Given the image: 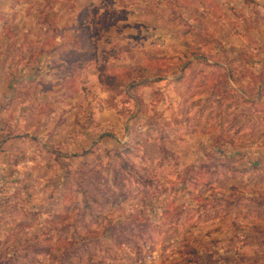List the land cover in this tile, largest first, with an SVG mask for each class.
<instances>
[{
  "label": "rangeland",
  "instance_id": "1",
  "mask_svg": "<svg viewBox=\"0 0 264 264\" xmlns=\"http://www.w3.org/2000/svg\"><path fill=\"white\" fill-rule=\"evenodd\" d=\"M34 3L47 41L0 26V264H264V0H50L63 29Z\"/></svg>",
  "mask_w": 264,
  "mask_h": 264
},
{
  "label": "crops",
  "instance_id": "2",
  "mask_svg": "<svg viewBox=\"0 0 264 264\" xmlns=\"http://www.w3.org/2000/svg\"><path fill=\"white\" fill-rule=\"evenodd\" d=\"M40 2H44V3H40V5L42 7H38L40 9L39 13L41 11H44V13L46 14L47 12L52 16L53 13L55 12V15L56 13H60V18H59V21L55 20V23H56V27L58 28H61L63 29L65 26V22L62 20L63 19V15L65 12H62L58 7L55 8L54 10H52L50 8V5H48V3L50 2V0H38ZM35 0H0V15H3V16H10L9 18H1L0 20V26H4V28H6V30H8L9 28H11L12 30H14V28H23V32L27 35H24L26 38H25V41L27 40L28 42L32 41V40H36L37 41H47L49 39V30H50V25H52V23L50 22L49 25L46 24L45 22L44 23H40V27L43 28V30L46 32L44 36H41V37H37L36 35V31L35 29L38 28L37 26V20L39 21L38 19V16L36 15V11H34L32 9V7L35 5ZM38 13V12H37ZM31 14V15H30ZM50 16V19H52ZM40 22V21H39ZM43 22V21H42ZM64 22V23H63ZM25 28V29H24ZM33 29V30H32ZM48 32V33H47ZM254 38H256V40H258L259 42H262V45L264 44V35L261 36V35H255L253 36ZM62 36L60 35L59 38H57L58 40H61ZM34 41V43H36ZM259 51V50H258ZM260 54L262 58H260V61L258 63H255L254 64V71H256V76H259V75H264V46H262V50L260 51ZM28 51L25 50V54H19L16 55L17 58H28ZM61 54L57 53V52H45V54L39 56V57H44L45 58V62L42 63V68H47V66L49 65V62L52 63V60H54L56 57H60ZM0 57H7L5 56V54H2ZM65 57V56H64ZM13 58H15V56H13ZM46 62H48L46 64ZM27 65V64H26ZM84 67V71H89L90 69H92V71H98V69L96 70V67L94 65V67L88 65V64H84L83 65ZM126 66H124L125 68ZM34 68L35 67H27L23 64L21 65H18V67L16 68V70H19L20 73L23 72V73H26V71H30V72H33L34 71ZM65 68V66H64ZM251 81V80H250ZM263 88V86L260 87L259 91H261ZM4 91V90H2ZM45 100H46V97H45ZM54 115L56 113H53ZM71 113L67 112V114H64V118L65 119H68V121L66 122H70L71 119L69 117H71ZM92 116L94 118V123L97 125L99 123H103L105 121V117H103V114L100 113L99 111L94 110V112L92 113ZM19 121V120H18ZM21 121V120H20ZM128 122V120L126 121V123ZM0 124H5L4 121L0 122ZM3 125H0V128H1V131H0V145H2V142L3 140H1L3 138L4 135H6V132L4 131ZM92 132L95 131V128L94 126L92 127ZM32 132L31 128H28L27 131L25 132V136L27 135V140H30L29 138L31 137L32 134H30ZM15 136V135H14ZM14 138V137H13ZM24 139V138H23ZM26 140V142H27ZM22 141H19V143H17L15 140L11 139L9 142H6L7 144L5 145H9V147L12 145H21L23 144ZM5 145L2 146V148H0V162H3V156L5 153H2L1 151L2 150H5L7 148H5ZM1 147V146H0ZM10 149V148H9ZM9 153V151H7L6 155ZM6 155L4 156V158L6 157ZM11 157V156H9ZM5 162H11L10 158L6 157L5 158Z\"/></svg>",
  "mask_w": 264,
  "mask_h": 264
},
{
  "label": "trees",
  "instance_id": "3",
  "mask_svg": "<svg viewBox=\"0 0 264 264\" xmlns=\"http://www.w3.org/2000/svg\"><path fill=\"white\" fill-rule=\"evenodd\" d=\"M27 51H28V54L29 55H28V58H25V59L27 60L28 65H30V64L34 63V60H32V59L38 58L37 57V55H38L37 54V48H35V49H31L30 48ZM222 69H224V68H222ZM122 71H123V74H127L128 76H132L134 73H136V74H134L135 78L137 77L138 80L140 79V81H142V83H141L142 85L141 86H138V85L133 86V88H132L133 90H136L137 88H141V87L148 86L151 83V81H149V79H150V77L153 76V74H149V73H152V72H149L146 68H143V67L142 68H140V67H137V68L136 67H129V68L125 67ZM117 75L118 74H113V73L111 74V73L102 72L100 74V80H101L103 86L107 90L112 91V92H119L120 94H125V90L123 88L124 87L123 83H125L124 82V78H123V80H120L117 77ZM156 75H158V74L156 73ZM198 76L200 77L201 75L198 74ZM199 77L193 78V80L191 81V83H194L195 84V82L197 81V79ZM254 79L256 81L255 82V88H254V90H255V92L257 94L255 93L253 97H255V95L257 97L260 96L259 97V102H262V98L264 96V75L255 76ZM209 80H210L209 78L207 79L205 77L203 84L200 85L201 88L202 87H203V89L209 88L210 87L209 86ZM182 81L183 80L181 78H179V79L176 80V82L180 85V87L182 85L181 84ZM261 86H263V88H262L261 91H259V89H260ZM192 87H193V84H190L188 89L191 91L190 88H192ZM211 88L213 89V87H211ZM240 89H241V92H242V90L246 91L245 88H243V87H241ZM180 91H182V88L180 89ZM258 93H259V95H258ZM193 105L194 104H190V106L188 108V110L190 112H192V110L194 108ZM0 131H1V128H0ZM124 169L125 170H129V169L132 170L133 167L128 162H124ZM86 207L88 208V211H90V205L88 203L86 204ZM191 249L192 250H191L190 253L191 254H196V251L194 250V248H191ZM189 261H192V260L189 258Z\"/></svg>",
  "mask_w": 264,
  "mask_h": 264
},
{
  "label": "built area",
  "instance_id": "4",
  "mask_svg": "<svg viewBox=\"0 0 264 264\" xmlns=\"http://www.w3.org/2000/svg\"><path fill=\"white\" fill-rule=\"evenodd\" d=\"M23 167H25V165ZM2 174H3V172H2V170H0V189H3V188L5 189L7 184H6V181L4 180V178L2 177Z\"/></svg>",
  "mask_w": 264,
  "mask_h": 264
}]
</instances>
